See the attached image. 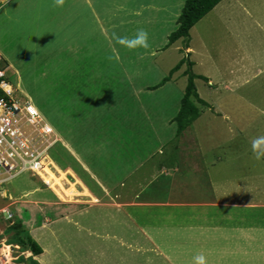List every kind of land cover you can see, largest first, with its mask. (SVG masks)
Returning a JSON list of instances; mask_svg holds the SVG:
<instances>
[{
  "label": "rangeland",
  "instance_id": "374dc122",
  "mask_svg": "<svg viewBox=\"0 0 264 264\" xmlns=\"http://www.w3.org/2000/svg\"><path fill=\"white\" fill-rule=\"evenodd\" d=\"M91 1L65 0L61 8L54 7L53 0H7V3L0 0L1 65L7 67V78L14 89L15 98L21 104L28 103L32 112L42 120L41 125L46 127L44 134L38 132L39 138L35 139L38 148L36 153L41 161L39 169L30 171L16 164L17 168L11 175L0 173V248L6 245L0 249V256L6 255L4 250L7 247L9 263L28 264L23 258H33L39 264H73L67 258L70 249L66 244L81 241L78 237L86 235L74 224V221L85 223L87 218L81 206L110 205L106 198L98 197L99 200L93 197L86 187L83 191V182L76 180L70 170L71 162L67 156L73 148H70L71 143L66 144V138L71 141V126L75 122L84 121L83 124L88 126V121L100 113L112 119L126 112L138 114L150 111L173 115L174 118L179 114L182 105L178 88L183 92L188 84V76L183 75L187 65L170 80L174 82L179 79L177 86L168 85L163 87L165 90L162 89V92L156 90L154 95L146 93L142 100L137 95L127 94L128 88L132 90L129 78L133 71L141 76L147 87H151L163 81L179 61L190 54V60L195 63L194 73L209 71L214 82H220L232 76L239 78L243 73L229 60L248 53L255 64V56L264 54V33L256 25V22H260L264 29V11L259 10L262 0L260 3L259 0H243L250 4L252 12L247 9L248 14L240 8L233 13L229 0L220 3L212 16L205 22L200 21L191 30V42L185 53L182 52L185 48L183 41L165 49L169 44V30H173V33L175 25L173 29H168V24L164 27V22L154 10L143 11L142 16H137L138 13L133 10L130 13L133 16H128L124 21L118 7H114L119 6L122 0ZM174 1L177 0H172V3ZM237 1L243 6L241 0ZM132 4L136 5L135 2ZM134 8L137 10V6ZM140 17L149 19V22ZM141 28L149 34L150 49L147 52L142 49L130 51L116 44L119 54L117 60L109 45L113 33L132 37ZM110 56L113 57L111 60ZM126 62L133 71H130ZM216 69L223 76H218ZM246 77L238 86L248 82L252 84L251 87H243L241 91L245 92L242 94L231 95L235 84L226 82L218 87V95L213 93L214 98L206 92V97H201L209 104L215 103L214 106L210 104V107L201 106L204 112L215 113L222 106L234 114L232 123L230 117L224 118L220 113L221 118L203 115L193 126L201 142L203 138L200 133L205 132L208 125L215 126L223 135L229 134L230 139L226 141L230 146L226 145L221 150L224 158L228 159L233 156L251 157L248 137L253 139L264 135L262 118L256 113L257 110L251 112L255 108L253 105H257L254 90L260 79L252 81ZM204 81L196 80L199 95H204V87L214 86L209 81H205L204 86ZM232 91L241 92L237 88ZM139 116L145 118V127H150L146 115ZM99 124L95 127L98 128ZM245 125L253 130L245 133ZM208 134L204 136L209 137ZM93 158L96 163L100 162V156ZM80 162L83 163L82 159ZM111 170V166L104 169L107 173ZM95 180L97 185L103 186L101 180ZM127 184L129 187L130 183ZM5 209L14 214L12 220H6L7 215L1 213ZM19 224V229L32 231V238L42 248L41 255L34 256L32 251H24L26 248L21 245L22 249L13 247L19 239V230L16 229ZM63 247L65 250L62 251ZM108 252L117 260L128 256L124 255L125 251L123 253L121 249L110 246ZM175 263L189 264L183 258H178Z\"/></svg>",
  "mask_w": 264,
  "mask_h": 264
},
{
  "label": "crops",
  "instance_id": "0c3cea01",
  "mask_svg": "<svg viewBox=\"0 0 264 264\" xmlns=\"http://www.w3.org/2000/svg\"><path fill=\"white\" fill-rule=\"evenodd\" d=\"M226 1L223 0L221 4ZM262 1L259 0V10L264 11V0ZM90 2H87L88 5ZM185 2L186 0L173 3L172 0H122L119 6L114 7H118L124 21L128 16H133L130 14L133 10L138 13L137 16H142L143 11L154 10L164 22V27L168 24V29H173L175 25L176 31L179 25L175 21L179 19ZM240 4L243 6L237 0H229L233 13L238 8L243 13L248 14L247 9L252 12L249 3L241 0ZM136 6L137 10L134 8ZM214 10L201 21L205 22L213 15ZM214 16L216 17L215 14ZM140 18L149 22V19ZM256 25L264 33L260 22H256ZM172 31L169 30L168 35ZM180 41L183 40L175 44ZM249 42L251 44L252 40ZM255 57V64L248 53L238 59L227 58L243 72L239 78L232 76L225 81L214 82L209 71V74L207 71L195 74L208 78L210 84L214 85L204 87V95L200 94L202 98L206 97L205 92L214 98L213 93L218 95V87L226 82L235 84L234 87L241 91L243 87H251L252 82L238 86L246 76V79L252 81L260 79L254 90L257 105H253L255 108L251 112L257 110L256 113L264 124V54ZM126 64L133 71L127 62ZM215 72L218 76H223L219 69ZM130 75L132 90L127 86V94L137 95L140 100L146 93L154 95L158 90H165L168 85L177 86L179 82V79L174 82L171 80L152 90V87L162 81L147 87L135 71ZM203 84L205 86L206 82ZM185 89L186 86L182 92L178 88L180 100ZM232 89L231 95L245 92ZM149 90L154 93L148 92ZM220 113L224 118L230 117V123L235 119L234 114L222 106L215 113L203 111L200 118L203 115L208 117L207 114L221 118ZM141 114L146 115V122L150 127H145V118L139 116ZM175 118L173 115L147 111L119 114L117 120L116 116L112 119L100 113L95 116V121L93 118L88 121V126L83 124L84 121H77L71 126V141L66 138V144L71 143L72 153L69 148H65L71 153L67 158L71 162L70 170L74 178L83 182V191L86 187L93 197L106 198L110 203L81 206L82 213L87 214V218L85 223L78 224L74 221V224L86 235L78 237L81 241L66 244L70 249L67 258L73 264H177L175 261L178 258L186 259L190 264L200 252L206 255L208 264H264V159L256 160L252 151L249 158H224L221 150L226 145L230 146L226 141L230 139L229 134L223 135L215 126L208 125L205 132L200 133L203 138L201 142L193 127L199 118L178 136ZM98 122L100 124L96 128ZM245 127V133L253 130L246 125ZM242 132L244 135V131ZM248 139V149L251 150L252 138ZM94 150L102 152H92ZM243 150L244 147L241 148ZM97 155L100 156L98 163L93 158ZM109 166L112 170L107 173L104 169ZM95 178L101 180L103 186L97 185ZM27 231L33 235L32 231ZM109 246L119 248L123 253L125 251L124 255L128 256H122L120 260L111 257ZM13 247L20 245L14 244ZM63 249L65 250L64 247L62 251ZM0 263L19 264L9 263L6 255L0 256Z\"/></svg>",
  "mask_w": 264,
  "mask_h": 264
},
{
  "label": "built area",
  "instance_id": "2783aa9c",
  "mask_svg": "<svg viewBox=\"0 0 264 264\" xmlns=\"http://www.w3.org/2000/svg\"><path fill=\"white\" fill-rule=\"evenodd\" d=\"M2 62L0 53V173L11 175L16 164H21L22 169L38 170L41 161L36 153L35 139L39 138L38 132L44 134L46 127L41 125L42 120L32 112L28 103L21 104L15 98L7 78V67L4 68ZM1 213L7 215L6 220L14 217L8 209Z\"/></svg>",
  "mask_w": 264,
  "mask_h": 264
},
{
  "label": "trees",
  "instance_id": "16d2710c",
  "mask_svg": "<svg viewBox=\"0 0 264 264\" xmlns=\"http://www.w3.org/2000/svg\"><path fill=\"white\" fill-rule=\"evenodd\" d=\"M223 0H186L185 5L182 10V14L178 19V29L174 31L169 37V44L165 49L169 48L179 40H183L185 48L182 50L185 53V49L189 48L191 42V30L210 12H212ZM187 65V69L184 72V75L188 76V84L186 86L184 96L181 100V110L179 114L174 119L178 124V136H181L189 127H191L194 122L200 118L203 112L204 107H210V104L201 98L198 93V88L196 85L197 79H203L208 82V78L197 75L193 71V66L195 63L190 60V54H186L179 63L171 70L170 74L163 79L161 83L157 86L152 87V90H155L159 87H162L167 82L172 80V76L181 70V68ZM13 219V218H12ZM21 225L19 224L16 229L18 241L17 245L25 247L24 251H32L34 256L41 255L43 253L40 245L32 238L26 229H19ZM23 258V257H22ZM24 261L28 264H39L33 258Z\"/></svg>",
  "mask_w": 264,
  "mask_h": 264
},
{
  "label": "clouds",
  "instance_id": "9594fccd",
  "mask_svg": "<svg viewBox=\"0 0 264 264\" xmlns=\"http://www.w3.org/2000/svg\"><path fill=\"white\" fill-rule=\"evenodd\" d=\"M7 3V0H4ZM65 0H53L54 7H63ZM114 42V43H113ZM119 44L130 51L144 50L147 52L150 49L149 34L148 32L141 28L136 31L132 37L119 36L113 33L112 37L109 39V45L112 52L115 54V58L119 59L118 50L115 45ZM113 57H109L111 60ZM143 58V57H141ZM251 151L256 160L264 159V135H259L251 140ZM193 264H208L207 257L203 252L198 253L193 257Z\"/></svg>",
  "mask_w": 264,
  "mask_h": 264
},
{
  "label": "bare ground",
  "instance_id": "6f19581e",
  "mask_svg": "<svg viewBox=\"0 0 264 264\" xmlns=\"http://www.w3.org/2000/svg\"><path fill=\"white\" fill-rule=\"evenodd\" d=\"M8 89H9V87H8ZM4 252L6 253V255H8V249H7V247H6V249L4 250ZM47 257V256H46ZM40 260V259H39Z\"/></svg>",
  "mask_w": 264,
  "mask_h": 264
}]
</instances>
